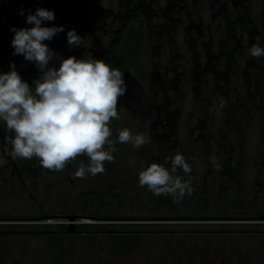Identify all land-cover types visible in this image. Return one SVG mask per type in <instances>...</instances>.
I'll use <instances>...</instances> for the list:
<instances>
[{"label": "rangeland", "instance_id": "rangeland-1", "mask_svg": "<svg viewBox=\"0 0 264 264\" xmlns=\"http://www.w3.org/2000/svg\"><path fill=\"white\" fill-rule=\"evenodd\" d=\"M101 2L115 5V0L114 4L113 0ZM248 3L258 30L255 36L258 41L264 34V0H249ZM191 4L189 0L187 8L194 11V19L201 15L205 24L211 23V28H204L205 36L211 33L215 39L221 36L220 29L214 27L217 19L211 17L217 2L198 0L195 8ZM164 5L165 0H160L159 7ZM181 11L186 22V10ZM152 19L161 21L162 17L153 16ZM136 21L133 19L131 25ZM247 26H252V21ZM145 30L141 71L136 70L132 83L123 85L117 80V44L112 46L111 61L106 68L95 72L90 67L85 70L86 91L91 88L93 73L96 75L99 89L94 102L99 112L96 120L86 116L81 123L78 116L72 120L60 110L55 111L52 118L29 119L28 127L41 138L46 151L32 158L25 155L22 144L13 149L15 162L22 164L29 160L32 170L23 174V180L12 173L11 180H0V229L52 228L56 223H67L68 214H77L80 216L77 224L112 222V227L119 230L172 229L178 232L144 233L124 254L116 250L117 240L105 233L89 241L83 235H66L58 246H51L44 235L0 234V264H264V234L212 231L264 229V219L257 214H264V100L261 101L259 95H248V87L253 89L256 83L255 77L249 82L243 72L247 61L254 55L253 45H245L241 53L236 52V63L232 64L235 71L228 78H216L205 72L198 80L192 70L193 55L187 50L188 44L180 33L176 40L185 56L178 59L180 67L177 71L184 72L179 75L174 88L167 87L177 72L170 68L174 63L169 52L170 43L166 37L162 38L160 54H152L149 45L156 43V38ZM236 31L237 36L242 33L239 28ZM243 32L246 35L247 28ZM109 39L107 36L102 38L106 43ZM90 41L93 42H87ZM103 44V41L93 43L96 48ZM50 54H55L54 45L50 47ZM255 61L264 68L263 58L256 56ZM203 63L202 56V66ZM219 65L222 68L223 61ZM60 75L59 83L62 72ZM258 80L264 91V71ZM34 94L40 96L37 102L43 101V108L49 107L52 96L60 98V93L55 92L53 86L46 88L44 82L36 85ZM76 101L87 109L89 102L81 97ZM260 103L261 107L258 106ZM108 106L114 109L112 114L108 109L103 111ZM68 110L71 113L76 106H70ZM172 110L177 113L175 123L169 125L166 118ZM104 114H107V127H102L95 136L96 147L103 159L107 138L114 136L112 126L115 120V130L120 135L117 149L112 154L118 170L114 172L111 167L104 166L108 177L103 179L96 175V168L86 169L80 162L74 163L75 172L64 168L63 163L69 154L61 152V143L52 137L51 130L66 126L75 148H78L89 143L91 132L102 126L101 116ZM162 132H172V135L161 141L158 134ZM84 134L88 140L83 138ZM160 142H163L162 147ZM151 154L164 155L165 159L159 160L163 166H148L146 160ZM180 155L191 158V166L179 163L176 158ZM228 157L231 167L239 166L240 187L233 178H222V164ZM156 170H164L162 178L173 184L194 189L197 196H204L209 202L206 211L209 217L149 219L146 207L149 200L142 185L149 172L156 173ZM189 170L192 173H188ZM67 173H71L70 178H64ZM96 185L103 189V193L94 202L90 196L80 193L83 187ZM154 185L151 183V187ZM138 189L142 194H135ZM239 195L242 197L241 207L234 204ZM223 203L228 204L226 217L216 211ZM80 204H84L91 214L98 212L101 219L85 216ZM140 204L145 205L139 211Z\"/></svg>", "mask_w": 264, "mask_h": 264}, {"label": "flooded vegetation", "instance_id": "flooded-vegetation-1", "mask_svg": "<svg viewBox=\"0 0 264 264\" xmlns=\"http://www.w3.org/2000/svg\"><path fill=\"white\" fill-rule=\"evenodd\" d=\"M188 1L165 0V5L159 7L160 0H115V5L103 4L101 0H0V180H11V173L23 180V174L32 170L29 160L22 164L15 162L13 149L16 146L22 144L25 155L32 158L46 151L41 138L28 127L30 118H52L55 111L60 110L72 120L78 116L81 123L86 116L96 120L94 102L99 90L96 75L93 73L91 88L86 91L85 70L90 67L95 72L106 68L115 44L118 45V59L119 48L130 28L139 23L142 24L143 41L145 29L156 38V43L149 45L152 54H160L164 42L162 38L166 37L174 61L170 68L176 71L180 67L178 59L185 56L180 52L181 46L176 40L182 33L188 44L187 50L193 55L192 70L198 80L205 72L217 78H228L235 71L232 64L236 63V52L241 53L245 45H253L251 50L254 55L247 61L243 72L249 82L255 77L256 83L253 89L248 87V95H259L263 101L264 91L258 78L264 68L256 63L255 57L264 59V34L258 41L255 40L258 30L250 14L249 0H214L217 6L212 10L211 17L217 19L214 27L221 32L216 39L212 33L205 36L204 28H211V23L205 24L201 15L194 19V11L187 8ZM197 1L191 0L192 7L195 8ZM210 6L214 7V4ZM183 9L188 17L186 22L181 15ZM153 16H161L162 20L154 21ZM262 16L264 18V12ZM133 19L137 23L131 25ZM251 21L252 26L248 27L247 23ZM237 28L242 31L239 36ZM246 28L248 32L245 35L243 30ZM106 36L110 38L107 43L102 40ZM101 41L106 44L94 47L93 43L99 44ZM51 45L55 48L53 56L50 54ZM221 61L224 63L222 68L219 65ZM61 72L62 80L59 83ZM183 72L177 71L167 87L176 88L179 75ZM158 75L162 76L161 73ZM42 82L46 88L53 86L55 92L60 93V98H50L48 108H43V101L37 102L40 96L34 94L36 85ZM79 97L89 102L87 109L77 103ZM261 104L258 106L261 107ZM70 106H76V110L70 113ZM176 113V110L167 113L169 125L175 123ZM57 131L59 134H51L61 143L62 149L65 147L64 139L71 138L72 141L73 138L66 126L57 128ZM171 135L172 132L158 134L161 141L169 139ZM71 143L74 152L86 146L75 148L73 141ZM222 172L225 173V180H235L237 166L225 164Z\"/></svg>", "mask_w": 264, "mask_h": 264}, {"label": "trees", "instance_id": "trees-1", "mask_svg": "<svg viewBox=\"0 0 264 264\" xmlns=\"http://www.w3.org/2000/svg\"><path fill=\"white\" fill-rule=\"evenodd\" d=\"M143 51V31L142 24L139 23L130 28L129 33L124 39L121 47L119 48V59L117 60L116 67V77L117 80L123 85H128L132 83L136 78V70L141 71V60H142V52ZM217 78V77H216ZM110 110L111 114L114 109L111 107H106V110ZM165 109V108H164ZM105 110V111H106ZM104 111V112H105ZM172 110L171 112H173ZM98 110L96 114L98 116ZM171 114V113H170ZM102 117V126L95 131L91 132V137L89 143L86 144L85 147L80 148L78 152H74V147L72 146V141L70 139H64L65 147L61 149V152H67L69 154L68 159L63 163V167L69 169L71 172H75L74 167L76 166L74 163L80 162L86 169L96 168V175L105 179L108 177V174L104 173V166L111 167L110 170L116 172L118 167L115 166V157L112 152H115L118 144V137L120 133L115 130L116 124L115 120H113L112 131L114 136L107 138V145L105 148L104 158H101V154L96 147L95 136L99 133V130L102 127L107 125L106 119L107 114H104ZM98 118V117H97ZM96 118V119H97ZM52 134H59L57 130H51ZM157 135V134H156ZM86 139H88L87 135H84ZM159 137V136H158ZM160 139V138H159ZM160 146H163V142H160ZM165 159L164 155H149L147 157V165L153 166L158 165L159 167L163 166L159 160ZM179 163H183L186 166H191V158H187L184 155H180L176 158ZM168 161V160H166ZM231 166L230 157H228L222 164V168L224 165ZM111 165V166H110ZM239 166H237V171L239 172ZM157 172H149L148 177L145 180V183L142 185V189L144 194H146L148 198V202H146V207L148 209V218L149 219H191L193 217H202L208 218L209 214L206 212L207 207L209 206L208 200L204 196H197V192L194 189H184L180 185L173 184L170 180L162 178L163 171L156 170ZM108 172V171H107ZM188 173H192V170H189ZM222 178L225 180V173L222 172ZM67 173L64 175V178H70ZM110 174V173H109ZM228 180V179H227ZM235 181L237 185L240 187V180L238 173L236 174ZM151 183H155L153 187H151ZM105 191V190H104ZM80 193H84L86 196H90L91 201L94 202L96 197L100 196L103 193V189L99 186L83 187ZM136 195L142 194L141 190L138 189L135 192ZM219 197L222 198L223 194H219ZM242 197L239 195L235 198L234 204L241 207L242 205ZM145 204L139 205L140 207ZM227 203L222 204L221 209H217L218 213L226 217L227 212ZM80 209L83 211L85 216L101 219V216L98 212L94 211L93 214L86 211L85 205L80 204ZM240 209L241 214H243L242 209ZM258 215H262L263 213L258 212ZM106 216L105 218H107ZM222 217V218H223ZM149 223V222H148ZM153 223V222H152ZM161 223V222H160ZM97 226V227H96ZM78 230L74 233L66 232V223H56L52 228H37V227H26V228H13V229H0V234H29V235H44L47 238L48 243L51 246L59 245L60 240L63 236L69 235L71 237H75L77 235H83L87 237V240H92L96 235L100 233H105L111 236L113 239L117 240L116 250L121 251L119 253L124 254V251L133 245L138 243V237H140L144 233H163V232H178V230L172 229H124L119 230L112 227V222H81L77 225ZM95 227V228H94ZM201 231V230H196ZM207 231V230H206ZM218 232H234V231H245V232H255L256 234H264V229H244V230H233V229H219L212 230ZM74 235V236H73ZM85 237V238H86ZM127 247V248H126ZM118 253V252H117ZM128 253V252H126Z\"/></svg>", "mask_w": 264, "mask_h": 264}, {"label": "water", "instance_id": "water-1", "mask_svg": "<svg viewBox=\"0 0 264 264\" xmlns=\"http://www.w3.org/2000/svg\"><path fill=\"white\" fill-rule=\"evenodd\" d=\"M68 217V222L66 223V232L68 233H74L78 230V227H77V218L80 217L79 215L77 214H68L67 215ZM260 219H264V214H262L260 216Z\"/></svg>", "mask_w": 264, "mask_h": 264}]
</instances>
